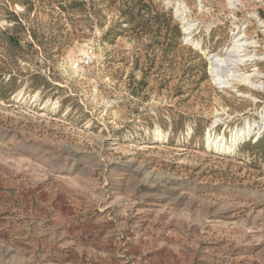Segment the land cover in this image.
<instances>
[{"label":"rangeland","instance_id":"1","mask_svg":"<svg viewBox=\"0 0 264 264\" xmlns=\"http://www.w3.org/2000/svg\"><path fill=\"white\" fill-rule=\"evenodd\" d=\"M0 264H264V0H0Z\"/></svg>","mask_w":264,"mask_h":264},{"label":"bare ground","instance_id":"2","mask_svg":"<svg viewBox=\"0 0 264 264\" xmlns=\"http://www.w3.org/2000/svg\"><path fill=\"white\" fill-rule=\"evenodd\" d=\"M233 1H236V0H233ZM228 50V49H227ZM226 51V50H225ZM238 52V49H237V45L235 44V45H233V47L231 48V50L229 51V54L228 55H232L233 53H235V52ZM250 57H252V56H250ZM211 58H215V57H211ZM259 58H263V57H259ZM220 61H225V59H223V58H215L214 60H213V62H212V64L214 65V67H215V65H217L218 64V62H220ZM245 77L246 78H244L243 79V81H254L253 80V75H245ZM222 83L224 84V86H226L227 85V83L228 82H226L225 80H223L222 81ZM250 128H248V125H244L243 127H241L240 129H237V130H233V136L236 138V137H238V136H241L242 134H247V133H250ZM222 138H220L218 141L215 139V140H211L210 138H209V144H216V145H218V143H219V141H222L221 140ZM225 151V153H227V152H230V149L229 148H227L226 150H224Z\"/></svg>","mask_w":264,"mask_h":264}]
</instances>
